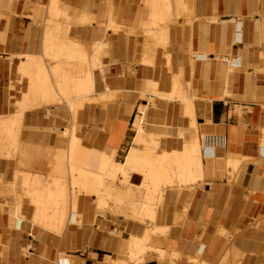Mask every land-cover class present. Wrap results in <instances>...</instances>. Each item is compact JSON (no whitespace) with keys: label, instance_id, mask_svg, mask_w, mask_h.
<instances>
[{"label":"crops","instance_id":"crops-1","mask_svg":"<svg viewBox=\"0 0 264 264\" xmlns=\"http://www.w3.org/2000/svg\"><path fill=\"white\" fill-rule=\"evenodd\" d=\"M148 1L0 0V117H17L19 63L42 51L50 29L63 37L68 27L70 37L95 43L94 53L103 47L101 79L109 89L105 101L75 116L66 107L25 110L22 131L12 128L30 138L22 155L5 157L0 146V264H264V0H181L179 10L171 0V18L165 13L158 24ZM143 117L145 144L135 141L134 123ZM69 126L87 151L75 159L78 168H99L103 156L125 162L135 149L157 164L164 152L188 156L197 145L202 174L165 186L151 219L143 217L146 188L109 184L107 192H131L133 200L112 198L108 206L122 213L99 211L91 180L97 190L91 183L89 196L75 190L68 222L51 227L35 220L24 179H49L46 151L56 166L63 163L57 148ZM12 135L0 140L13 144ZM127 175L128 182H149L132 170ZM133 236L149 241L143 261L133 262L125 247Z\"/></svg>","mask_w":264,"mask_h":264},{"label":"bare ground","instance_id":"bare-ground-1","mask_svg":"<svg viewBox=\"0 0 264 264\" xmlns=\"http://www.w3.org/2000/svg\"><path fill=\"white\" fill-rule=\"evenodd\" d=\"M150 1H152L154 3L152 5L153 8L151 9L153 12L152 13L153 21L152 20L151 21L153 24H158L160 21L162 22L161 19L164 18L165 13H168V15H167L168 18H171L169 15L170 12L173 11V7L171 5L172 4L171 0H150ZM166 1H168V2H166ZM175 1H177V4L176 3L175 4L173 3V4L176 5V10H179L180 5H181V3H180L181 0H173V2H175ZM147 2H149V1L147 0ZM150 8H151V5H150ZM57 14H59V13H57ZM53 16H54V14H53ZM109 22H110V20H109ZM165 22L167 23L168 21H165ZM169 22H172V21H169ZM118 25H120V24H118ZM164 27H166V29H167L168 25L166 26V24H165ZM54 28L56 29L55 25H54ZM54 28H53V30H54ZM112 28H114L113 25H112ZM159 29L161 30V28H159ZM152 30H151V32L153 33L154 30L153 31ZM164 30L162 31L163 34L166 32ZM62 31L64 32L63 37H61L63 34ZM137 31H139V30H137ZM52 32L53 31L50 29L49 31H47L46 35H44L45 37L43 40V47H42V51L40 53L22 55L25 57V59H21V61L19 63V68H18V73L20 74L19 87L17 88L18 91L15 94L16 95L15 103L19 107L18 115L16 114L17 117H15L13 119L11 117H7V116L6 117H0L1 127L3 128V130L9 131L10 134L12 133V128H14L16 125H17L18 129L23 127V126L20 127V124H22L21 121H23V115H24L25 110H27V109L40 108V107H44V106H50L53 104H63V106L66 107L70 111L71 116H75L76 113L78 112V109L80 107H82L85 102H88L91 99L92 100H99V99L105 97V95H106L105 92L109 91V89L107 88L106 80L102 78L101 82L103 85L105 84L104 90L97 92L94 89L95 92L97 93V96H92L90 98L88 96L90 94V92L93 91L94 84L97 83V82L94 83V79H95L94 74L96 71L95 67L98 65L97 61L99 60V59H97V56L94 53V50H95L94 46H96V44L93 43L92 41H91L92 43H90L87 41H82L80 39L70 37L68 34L69 33L68 27H65V28H63V30H61L60 33H62V34H60L61 35L60 37H58L59 34L58 35L56 34L57 36L55 37L54 32H53V34H54V36H53ZM55 32L58 33L57 31H55ZM157 33H158V30H157ZM146 35H147V33H146ZM155 35H157V34H155ZM158 35H159V33H158ZM158 35H157V37H158ZM159 36L161 37V35H159ZM163 36H166V35H163ZM152 37L153 36H151V38ZM158 38H157V40H159ZM161 39L163 40V38H161ZM147 54H149V53H147ZM20 55L21 54H19V57H20ZM145 55H146V53H145ZM99 58H100V56H99ZM148 63H150V62L148 61ZM99 71H101V70H99ZM151 84H152L153 88L156 89V91H157L158 83L153 82ZM73 94H74V96H72ZM16 115H13V116H16ZM134 124H135L134 127H136L139 131L135 141H137L141 144H145L146 142L145 143L143 142L144 141V138H143L144 131L142 130V128L146 124L144 117L140 120L139 119L136 120V123H134ZM14 129L15 130H13V131L16 132V128H14ZM18 131L19 130H17V133H18ZM21 131H19V132H21ZM14 132L12 134H14ZM2 133L4 134L5 132H2ZM21 133H22L21 136H26L25 134H23V132H21ZM76 134L74 133L73 127L66 128L64 130L63 134H61V137L65 141L63 146L67 147V149H66L67 151H66L64 157H65V159L67 161V165H68L67 169H68V173H69V179H68L69 183H66V182L65 183H60V182L58 183V181L57 182L55 181L56 183L54 182V187H51V186H48L45 184H44V186L42 184H38L37 187H39V189H37L33 194L26 193L27 196H29L31 199L30 202H32L35 205L36 213L33 212L34 214H36L35 220L43 222V224L45 223L46 225L49 224L51 226L52 224L53 225H55V223L57 224V222H60V224H62V225L64 223H67L68 217H69V210L73 207V205H72V207L70 208L72 201L74 200V197H71L72 193H73V195L75 194L74 188L81 186V188L86 189L87 185H89L90 183L92 185L93 181H91L92 179H91V175H90V173L92 171L91 172H88L85 170H81L82 172L80 170L78 171V169H81V168H77L76 167L77 164L74 163L77 159H79V161H80V159L84 160L82 158V156L84 155L85 152H87V151H82L85 148L81 149L82 147L77 145L80 138L78 139L79 136H78V134L77 135ZM18 135H20V134H17L16 136L18 137ZM77 146L79 147V149H81L80 150L81 152H78ZM61 148H62V146H61ZM61 148L59 149V151L61 150ZM53 151H54V154H56L55 150H53ZM130 152L131 153L128 155L125 162H116L112 159H110L111 161H109V159L107 161L105 156H103L104 158L102 157L103 159H102V162L100 163L99 169L106 171V173L108 175L110 174V176H112V177H115L118 174L120 175L121 173H125L127 171L132 170L134 174H141L142 178L145 177V175H146L147 178H149L150 183L155 185L156 188L158 187L159 182L164 181L165 183H168V182L174 181L167 174V172L164 171L163 166L161 167V166H158V165L153 164L151 162L142 160L140 157L141 152L139 150L135 149V150H132ZM46 153L48 154L47 151H46ZM49 153L53 154V152H51V151ZM60 155H61V157H63L62 154H60ZM85 155H86V153H85ZM83 157H85V156H83ZM161 158L165 162L176 161L177 163H179V166L182 167V170H183L182 174H181V178L183 181L184 180L185 181L186 180L191 181L193 179H194L193 181H195V179L197 178L196 174L202 167V161H201V157H200V153H199V149H198L197 145H196V147H193V149L190 151L188 156L186 154L182 155L180 153H175L173 156H170V154H165V152H164V156ZM82 160H81V164H82ZM77 162H78V160H77ZM57 163L58 162H56V164ZM60 164L63 165V163H59V166H60ZM62 165H61V168L64 167ZM57 168L58 167L56 166V169ZM61 168L59 167V170H61ZM201 172L202 171L198 172L199 175L202 174ZM65 173H66V171H65ZM61 174H64V171H63V173L61 172ZM93 175H94V172H93ZM101 177H103V176H101ZM95 179H98V178H95ZM145 179H146V177H145ZM24 180H25V182H29V181L31 182V180L28 177ZM99 180H100V177H99L98 181L97 180L96 181L98 183L104 182V181L102 182ZM142 180L141 181L134 180V179H132V176H131L130 180H129V183L131 184L130 186L131 187L134 186L138 189L143 188V187L144 188L146 187V189L147 188L149 189L150 188L149 184H148L149 182L146 183V181L143 182ZM144 183H146V184H144ZM94 186L92 185L91 188L92 189L96 188L95 190H97V187H94ZM88 188H90V186ZM91 188H90V190H91ZM113 188H111V189L108 188L109 189V191H108L109 195H111L113 199L118 200V201H122V200L132 201L133 200V196H132L131 192H129L131 195L130 194L125 195L122 193V191L119 192L118 191L119 189L116 190ZM95 190H93V191H95ZM86 191H87V189H86ZM97 192H98V190H97ZM21 197L22 196H20V198ZM23 197L21 198V200H23ZM134 198H135V196H134ZM25 199H27V198H25ZM27 202H29V200ZM30 202H29V205H30ZM22 203H23V201H22ZM128 203H130V202H128ZM146 203L143 205L144 206L143 210L153 216V210L150 209V206H148ZM75 204L77 205V201ZM132 206H133V204H132ZM73 209H75V206ZM135 210H137V209H135ZM32 211H34V210H32ZM50 212H51V214H50ZM73 213L74 212H72L71 214H73ZM34 214H33V216H34ZM135 214H137V213L133 212V216L136 217ZM73 221H74V218H73ZM62 228H63V226H62ZM54 229H56V228H54ZM122 241L124 243L123 239H122ZM145 241H147L145 238L133 236L130 240H126L127 246L125 245V247L128 250H130L132 248V249H138V250L144 251L147 248H150L145 244ZM147 242H149V241H147ZM119 244L121 245L120 247L122 248V244L120 241H119Z\"/></svg>","mask_w":264,"mask_h":264},{"label":"rangeland","instance_id":"rangeland-1","mask_svg":"<svg viewBox=\"0 0 264 264\" xmlns=\"http://www.w3.org/2000/svg\"><path fill=\"white\" fill-rule=\"evenodd\" d=\"M103 47L102 48H97V50H96V54H99L100 55V58H99V56L98 55H96L97 56V59H99L98 61H97V63H98V65L95 67V79H94V83H96V84H94V88H93V91L92 92H90V94L88 95L89 96V98L90 97H92V96H97V93L95 92V90L97 91V92H99V91H101V84H102V82H101V76H103L104 75V63H103V56H104V53H103ZM101 54H100V53ZM100 61V62H99ZM100 63V64H99ZM103 66V70H102V67ZM98 67V68H97ZM97 68V69H96ZM99 70H101V71H99ZM97 76V77H96ZM94 78V77H93ZM176 84V83H175ZM176 87H177V84H176ZM176 87H175V89H176ZM95 89V90H94ZM94 94V95H93ZM16 96V95H15ZM72 96H74V94L72 95ZM14 98V97H13ZM105 97H103V98H101V99H99V100H90V101H88V102H85L84 104H83V106L82 107H80V108H84L85 107V105L86 104H88V103H90V102H99V103H101V102H103V101H105V99H104ZM14 101V100H13ZM50 106H55V107H57V108H61V107H64L63 106V104H53V105H50ZM50 108V107H49ZM79 108V109H80ZM78 109V110H79ZM3 132H5L4 134L2 133V132H0V136H11L12 135V133L10 134V132L9 131H7V130H5V131H3ZM8 133V134H7ZM17 134H13L12 136V138H13V144L12 143H10V141H1L0 140V146H1V148H2V151H4V152H6V154H4V156L5 157H11L12 156V154H17V153H20L21 155H22V150H21V148L23 147V146H25L24 145V141H29L30 140V138H29V136H27V137H25V136H19V139H18V141H17V136H16ZM16 142H15V141ZM80 145L83 147V145H84V142H83V137H82V135H81V138H80ZM61 148V147H60ZM60 148H57V150H58V152H60V154H62L63 155V165L62 166H64L63 168H61V165L60 166H57L58 167V171L56 170V161L53 159V157L51 156V154L49 155V153L47 154V155H45V154H43V156H48L49 157V160H48V166H49V169H50V174H49V179L47 178V179H44L43 180V182H40L39 180H33V181H29V182H25V184H24V186L27 188V189H30V190H28L26 193H30V194H33L38 188H37V186H38V184H42V185H44L45 183H47L46 185H48V186H51V187H54V182L56 181H58V183L60 182V183H69V173H68V165H67V161H66V159H65V157H64V155H65V153H66V149H67V147H65V146H63L62 145V148H61V150L59 151V149ZM8 152V153H7ZM62 152V153H61ZM64 153V154H63ZM40 156H39V158H41V154H39ZM33 156V155H32ZM61 156V155H60ZM34 158H36V157H38V156H36V155H34L33 156ZM141 159L142 160H144V161H146V159L144 158V156L141 154ZM148 162H150V161H148ZM153 164H156V163H154L153 162ZM156 165H158V166H163L164 167V171H166L167 172V174L172 178V180H173V178H174V181L173 182H168V183H165L164 181H162V182H159V185H158V187L156 188L155 187V185H153V184H151L150 183V180H149V189L147 188V191H148V193H149V195L146 197V204L148 205V206H150V209H152L153 210V216H154V214H155V212H154V208H153V206H152V204H154L155 203V197L160 193V195H161V193L163 192V189H164V187L165 186H167L168 184H171V183H174L175 181H176V179H178V182L179 183H181V184H186V183H190V182H192L193 180H182V178H181V174H182V167H180L179 166V163H177L176 161H168V162H165V161H163V160H161L160 161V163H157ZM59 167L61 168V170H59ZM77 167V166H76ZM82 169H78V171L80 170H83V168H88V170H90L89 172H91L90 173V175H91V179L92 180H94L95 178H98L99 179V177H100V180L99 181H104L103 183H101V182H97L98 181V179H95L94 181H95V183H96V185H97V187L99 188L98 190L99 191H101L100 193L98 192V193H92V194H89L90 196L91 195H93V196H95L96 197V201H94L93 200V203L94 204H96L97 203V205H98V207H99V209L97 208V210H99V211H112V212H115V213H122L123 211H113L112 209H110V207L108 206L109 205V202H110V204H112V196L111 195H109V193L107 192V190H106V188H107V186L109 185V184H118V183H121V185L123 186V187H126L128 184H129V182H128V173H129V171H127V172H125V173H121L120 175L118 174V175H116L115 177H112V176H110V174L108 175L107 173H106V171H103L102 169H99V168H96V167H88V166H86L85 164H83L82 166H80ZM79 167V168H80ZM78 168V167H77ZM60 171V172H59ZM63 171H64V174H61V172L63 173ZM65 171H66V173H65ZM82 172V171H81ZM93 172H94V175H93ZM98 172V173H97ZM105 172V173H104ZM177 172H178V175H177ZM171 174H174V175H171ZM66 175V176H65ZM37 176V175H36ZM60 176V178L59 179H56V180H53V179H55L56 177H59ZM101 176H103V177H101ZM121 176H123V178L122 179H120V177ZM174 176V177H173ZM94 177V178H93ZM29 178V177H28ZM40 178L41 179H43V177L40 175ZM97 180V181H96ZM196 180V179H195ZM50 181H52V182H50ZM48 182H50V183H48ZM55 182V183H56ZM109 182V183H108ZM193 182H195V181H193ZM101 183V184H100ZM52 184V185H51ZM100 184V185H99ZM104 184V185H103ZM106 185V186H105ZM116 187V186H115ZM36 189V190H34V191H32L31 189ZM146 188V187H145ZM75 189L77 190V191H79V192H76V195H81L82 197L84 196H86V195H88V193H87V191H85L83 188H81V186H79V187H76V188H74V191H75ZM73 191V192H74ZM88 195V196H89ZM151 196V197H150ZM92 197V196H91ZM104 200V204H102L99 200H101V198ZM149 199V200H148ZM81 200L82 199H80L79 200V202H78V206H77V210L79 209V204L81 203ZM96 202V203H95ZM117 204H119L120 206H127L128 204L127 203H125V202H117V201H115ZM144 207V206H143ZM147 215H143V217H146V218H150V214L149 213H147V212H145ZM124 214H126L125 212H124ZM127 215V214H126ZM152 216V215H151ZM151 219V218H150ZM148 249V248H147ZM146 249V250H147ZM146 250H138V249H130L129 250V254H130V258H131V260L133 261V262H138V261H143V257H142V255L143 254H145L144 252L146 251ZM150 250H153V249H150Z\"/></svg>","mask_w":264,"mask_h":264}]
</instances>
